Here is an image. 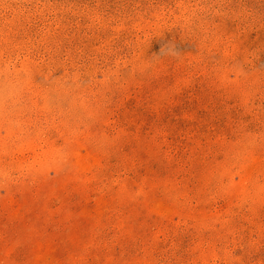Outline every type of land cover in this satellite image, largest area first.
I'll return each instance as SVG.
<instances>
[{"label":"rangeland","instance_id":"1","mask_svg":"<svg viewBox=\"0 0 264 264\" xmlns=\"http://www.w3.org/2000/svg\"><path fill=\"white\" fill-rule=\"evenodd\" d=\"M0 264H264V0H0Z\"/></svg>","mask_w":264,"mask_h":264}]
</instances>
